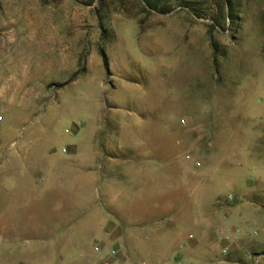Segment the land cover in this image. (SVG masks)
Masks as SVG:
<instances>
[{
    "label": "rangeland",
    "instance_id": "rangeland-1",
    "mask_svg": "<svg viewBox=\"0 0 264 264\" xmlns=\"http://www.w3.org/2000/svg\"><path fill=\"white\" fill-rule=\"evenodd\" d=\"M155 1L0 0V264H264V0Z\"/></svg>",
    "mask_w": 264,
    "mask_h": 264
},
{
    "label": "built area",
    "instance_id": "built-area-1",
    "mask_svg": "<svg viewBox=\"0 0 264 264\" xmlns=\"http://www.w3.org/2000/svg\"><path fill=\"white\" fill-rule=\"evenodd\" d=\"M187 158L189 159V157H187ZM195 165L198 166L199 163H198V162H195ZM230 199H232L231 195L227 196V200H230ZM192 238H193V236L190 235V236H189V239H192ZM219 239H220V241L224 244V246H223V247L221 248V250H220V253L223 254V255H225V254L228 252L229 243L231 242L230 236H229V235L220 236ZM94 250H95L96 252H99V251H100V249H99L98 247H95ZM109 256H116V251H115V250H111V251L108 253L107 258H105V259L102 261L101 264H111L112 261H111V259H110ZM176 264H182V262H181L180 260H178V261L176 262Z\"/></svg>",
    "mask_w": 264,
    "mask_h": 264
},
{
    "label": "trees",
    "instance_id": "trees-1",
    "mask_svg": "<svg viewBox=\"0 0 264 264\" xmlns=\"http://www.w3.org/2000/svg\"><path fill=\"white\" fill-rule=\"evenodd\" d=\"M142 1L144 2V4H145L149 9H151V10H156V11H159V12H161V13L164 12L163 9L158 8V6H157V4H156L157 2H156L155 0H142ZM105 65H107L106 62H105Z\"/></svg>",
    "mask_w": 264,
    "mask_h": 264
},
{
    "label": "crops",
    "instance_id": "crops-1",
    "mask_svg": "<svg viewBox=\"0 0 264 264\" xmlns=\"http://www.w3.org/2000/svg\"><path fill=\"white\" fill-rule=\"evenodd\" d=\"M9 234H10V235H12V234H13V232H11V230H9ZM121 264H122V263H121Z\"/></svg>",
    "mask_w": 264,
    "mask_h": 264
}]
</instances>
